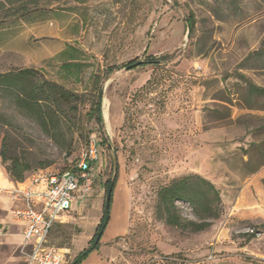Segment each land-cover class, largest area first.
I'll use <instances>...</instances> for the list:
<instances>
[{
  "label": "rangeland",
  "instance_id": "rangeland-1",
  "mask_svg": "<svg viewBox=\"0 0 264 264\" xmlns=\"http://www.w3.org/2000/svg\"><path fill=\"white\" fill-rule=\"evenodd\" d=\"M27 1L40 9L36 21L0 25V72L35 68L79 93H90L96 80L103 86L106 137L95 167L96 174L103 167L102 176L49 237L65 253L64 264L93 238L105 182L116 175L108 225L79 264H264V94L250 89L264 87V0ZM184 15L194 24L188 41ZM72 48L80 50L81 71L64 66L72 62L61 52ZM166 54L171 61L157 67L106 73ZM88 108L58 144L12 99L0 97V153L5 143L9 155L30 160L26 178L71 168L90 133L103 136L86 117ZM44 161L50 165L38 167ZM4 167L0 160V177L10 179ZM192 173L213 181L224 203L220 218L200 232L169 225L156 212L159 189ZM177 205L195 219L188 203ZM18 254L15 264H25L22 244Z\"/></svg>",
  "mask_w": 264,
  "mask_h": 264
},
{
  "label": "trees",
  "instance_id": "trees-1",
  "mask_svg": "<svg viewBox=\"0 0 264 264\" xmlns=\"http://www.w3.org/2000/svg\"><path fill=\"white\" fill-rule=\"evenodd\" d=\"M0 11L4 12L0 18V25L5 28L8 20L25 23L36 21L40 9H30L27 0H5L0 1ZM191 23L194 26L193 22ZM72 50L74 51L73 53H69L68 50L61 52L62 56L67 55L72 62L66 63L64 66L69 70L76 68L81 71L82 63L76 62V54L80 53V50L76 48H72ZM135 61L137 60L119 67L111 66L106 73L110 74L115 69H120ZM170 61L169 54L160 57L150 55L142 65L157 67ZM250 89L253 92L264 94V87L250 85ZM0 97L12 99L17 108L23 111L25 115L33 118L44 133L58 144H62L61 142L65 140L67 135L73 133L75 127L82 120L81 109L88 104L89 108L85 115L89 120L95 121L104 136L100 132H92L90 133L89 141L93 137L97 138L103 159L101 146L105 144L104 138L106 137L102 114L103 86L100 85L98 80L94 81V87L90 93L88 91L79 93L46 78L35 68H15L0 72ZM5 148L4 143L0 153V160L3 165L6 164V167H4L5 173L11 181L23 182L26 174L34 168V165L26 157L17 153L9 155ZM49 165L50 163L44 161L40 162L38 167H47ZM71 168L68 167L63 171ZM102 173L103 167L100 166L95 181L96 178L102 176ZM116 182L117 175L105 182L106 199L102 217L96 227L94 236L87 247L70 264H79L91 250L98 248L100 238L110 220L111 202ZM109 197L110 201L108 202ZM177 202L188 203L192 208L195 219L185 218ZM223 207L224 203L220 189L213 181L198 173L174 179L169 184L162 186L157 194L156 212L161 218L169 225L191 232H200L210 228L213 222L220 218Z\"/></svg>",
  "mask_w": 264,
  "mask_h": 264
},
{
  "label": "built area",
  "instance_id": "built-area-1",
  "mask_svg": "<svg viewBox=\"0 0 264 264\" xmlns=\"http://www.w3.org/2000/svg\"><path fill=\"white\" fill-rule=\"evenodd\" d=\"M100 156V144L93 137L71 169H41L16 185L0 186V195L17 203L11 215L23 226L25 264H64L65 253L50 245L49 237L57 223L91 197Z\"/></svg>",
  "mask_w": 264,
  "mask_h": 264
},
{
  "label": "crops",
  "instance_id": "crops-1",
  "mask_svg": "<svg viewBox=\"0 0 264 264\" xmlns=\"http://www.w3.org/2000/svg\"><path fill=\"white\" fill-rule=\"evenodd\" d=\"M16 184L18 183L4 176L0 177V186H11ZM0 197H2V195H0ZM5 197L9 202H0V211L9 209V214H4L0 218V264H15L16 261L21 258L18 254V248L23 243V226L11 215L12 208L17 206L16 201L10 197ZM130 227L131 226H129V231Z\"/></svg>",
  "mask_w": 264,
  "mask_h": 264
},
{
  "label": "water",
  "instance_id": "water-1",
  "mask_svg": "<svg viewBox=\"0 0 264 264\" xmlns=\"http://www.w3.org/2000/svg\"><path fill=\"white\" fill-rule=\"evenodd\" d=\"M184 20H185V22L187 24V28H188V31H187V41H188L189 38H190V34H191V31H192V27L193 26H192V23L190 22L189 17H187V16L184 15ZM144 63H145V60H137V61H135L133 63H130L127 66H125L124 69L125 70H130V69H132L134 67H137V66H140V65H142ZM109 201H110V197L108 198V202Z\"/></svg>",
  "mask_w": 264,
  "mask_h": 264
},
{
  "label": "bare ground",
  "instance_id": "bare-ground-1",
  "mask_svg": "<svg viewBox=\"0 0 264 264\" xmlns=\"http://www.w3.org/2000/svg\"><path fill=\"white\" fill-rule=\"evenodd\" d=\"M104 115H105V119L107 121V124L109 126V128L111 129V113H110V109H109V102L106 100L105 102V108H104Z\"/></svg>",
  "mask_w": 264,
  "mask_h": 264
}]
</instances>
